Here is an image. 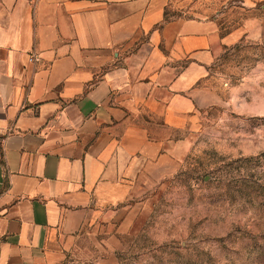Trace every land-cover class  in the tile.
<instances>
[{"label":"crops","instance_id":"0c3cea01","mask_svg":"<svg viewBox=\"0 0 264 264\" xmlns=\"http://www.w3.org/2000/svg\"><path fill=\"white\" fill-rule=\"evenodd\" d=\"M168 1L0 0V264H62L95 238L153 156L134 118L190 102L217 26L165 18Z\"/></svg>","mask_w":264,"mask_h":264},{"label":"rangeland","instance_id":"374dc122","mask_svg":"<svg viewBox=\"0 0 264 264\" xmlns=\"http://www.w3.org/2000/svg\"><path fill=\"white\" fill-rule=\"evenodd\" d=\"M164 16L218 38L188 104L134 118L153 156L62 264H264V0H170Z\"/></svg>","mask_w":264,"mask_h":264},{"label":"built area","instance_id":"2783aa9c","mask_svg":"<svg viewBox=\"0 0 264 264\" xmlns=\"http://www.w3.org/2000/svg\"><path fill=\"white\" fill-rule=\"evenodd\" d=\"M29 60H31V61H35V60H37L36 55L33 54V53H30V55H29Z\"/></svg>","mask_w":264,"mask_h":264}]
</instances>
